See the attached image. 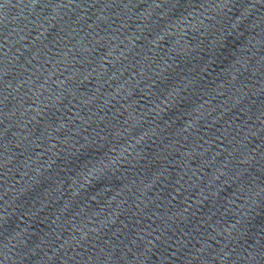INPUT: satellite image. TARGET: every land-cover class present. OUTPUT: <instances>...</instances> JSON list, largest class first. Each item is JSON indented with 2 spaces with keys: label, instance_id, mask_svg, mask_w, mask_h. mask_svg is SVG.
<instances>
[{
  "label": "water",
  "instance_id": "95a60500",
  "mask_svg": "<svg viewBox=\"0 0 264 264\" xmlns=\"http://www.w3.org/2000/svg\"><path fill=\"white\" fill-rule=\"evenodd\" d=\"M0 264H264V0H0Z\"/></svg>",
  "mask_w": 264,
  "mask_h": 264
}]
</instances>
